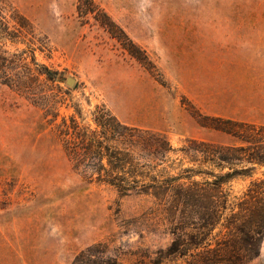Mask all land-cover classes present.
I'll list each match as a JSON object with an SVG mask.
<instances>
[{
	"label": "rangeland",
	"instance_id": "obj_1",
	"mask_svg": "<svg viewBox=\"0 0 264 264\" xmlns=\"http://www.w3.org/2000/svg\"><path fill=\"white\" fill-rule=\"evenodd\" d=\"M6 1L18 36L1 41L22 61L13 77L26 78L22 65L35 49L36 60L60 78L34 81L39 106L0 80V264H72L90 246L86 255L102 250L120 264H185L163 255L175 231L173 183L162 181L159 197L152 187L122 197L113 186L88 182L73 169L51 119L58 111L60 122L79 105L89 120L102 104L125 123L165 132L176 149L191 138L236 143L196 116L264 125V0H93L108 15L97 14L103 24L83 11L87 0ZM16 13L32 27L14 26ZM125 36L153 68L125 50ZM49 95L60 104L45 114ZM194 164L171 152L152 174L167 178ZM263 177L264 166H256L225 189L240 196ZM185 212L177 214L197 216ZM246 264H264V239Z\"/></svg>",
	"mask_w": 264,
	"mask_h": 264
},
{
	"label": "trees",
	"instance_id": "obj_2",
	"mask_svg": "<svg viewBox=\"0 0 264 264\" xmlns=\"http://www.w3.org/2000/svg\"><path fill=\"white\" fill-rule=\"evenodd\" d=\"M87 3L89 6L83 11L94 13L96 20L103 24L98 16L103 14L108 18V15L97 8L93 0ZM7 5L6 0H0V80L39 106L33 98L34 81L46 76L44 82L54 84L60 74L39 63L33 49L31 60L22 65L26 78L13 77L10 70L17 71L22 61L9 55L1 41L18 36L15 32L18 27L11 29L7 18ZM11 19L19 29L32 27L29 20L18 13ZM125 38V50L147 68H153L147 53L130 38ZM43 101L41 108L45 114L58 110L60 100L49 95ZM74 109V113L63 116L60 122H56L57 111L51 123L57 129L73 169L88 182L113 186L122 197L149 193L150 187L159 197L161 182L167 179L173 183L174 197L169 209L175 231L164 257H180L185 259V264H246L260 255L264 239V177L251 181L240 196H232L225 186L236 177L252 176L256 166H264V125L198 112L196 117L205 120L198 119L203 127L221 131L236 143L191 138L176 149L165 132L125 123L105 105L97 104L89 120L81 106L76 105ZM176 151L193 161L194 166L167 178L152 174V170ZM141 182H145L143 189L139 188ZM187 210L197 216L190 213L188 217L178 216L177 213ZM91 250L92 246L81 251L72 264H120L116 257L103 256L105 251L102 250L100 254L86 255Z\"/></svg>",
	"mask_w": 264,
	"mask_h": 264
},
{
	"label": "water",
	"instance_id": "obj_3",
	"mask_svg": "<svg viewBox=\"0 0 264 264\" xmlns=\"http://www.w3.org/2000/svg\"><path fill=\"white\" fill-rule=\"evenodd\" d=\"M67 82H68V84L72 85V84L74 83V80H73L72 78H69V79L67 80Z\"/></svg>",
	"mask_w": 264,
	"mask_h": 264
},
{
	"label": "crops",
	"instance_id": "obj_4",
	"mask_svg": "<svg viewBox=\"0 0 264 264\" xmlns=\"http://www.w3.org/2000/svg\"><path fill=\"white\" fill-rule=\"evenodd\" d=\"M214 114H218V113L214 112Z\"/></svg>",
	"mask_w": 264,
	"mask_h": 264
}]
</instances>
